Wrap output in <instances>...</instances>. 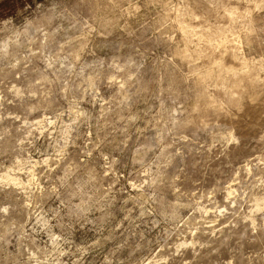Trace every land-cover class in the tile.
<instances>
[{
    "label": "rangeland",
    "instance_id": "obj_1",
    "mask_svg": "<svg viewBox=\"0 0 264 264\" xmlns=\"http://www.w3.org/2000/svg\"><path fill=\"white\" fill-rule=\"evenodd\" d=\"M0 264H264V0H0Z\"/></svg>",
    "mask_w": 264,
    "mask_h": 264
},
{
    "label": "bare ground",
    "instance_id": "obj_2",
    "mask_svg": "<svg viewBox=\"0 0 264 264\" xmlns=\"http://www.w3.org/2000/svg\"><path fill=\"white\" fill-rule=\"evenodd\" d=\"M192 50V49H191ZM215 70V69H214ZM220 70V69H219ZM221 72V71H220ZM219 74V73H218ZM211 75V74H210ZM10 177L8 176V178L7 179H9ZM13 178V177H12ZM3 179V178H2ZM5 180V179H4ZM13 180V179H12ZM259 205V204H258ZM260 207V205L259 206H257V208H259Z\"/></svg>",
    "mask_w": 264,
    "mask_h": 264
}]
</instances>
